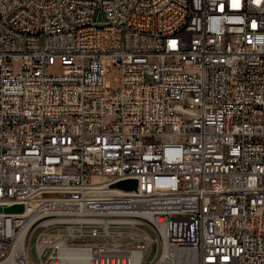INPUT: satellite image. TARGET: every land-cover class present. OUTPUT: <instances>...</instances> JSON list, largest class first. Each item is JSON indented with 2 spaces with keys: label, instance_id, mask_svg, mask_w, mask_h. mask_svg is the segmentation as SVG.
<instances>
[{
  "label": "built area",
  "instance_id": "1",
  "mask_svg": "<svg viewBox=\"0 0 264 264\" xmlns=\"http://www.w3.org/2000/svg\"><path fill=\"white\" fill-rule=\"evenodd\" d=\"M0 207V262L264 264V0H0Z\"/></svg>",
  "mask_w": 264,
  "mask_h": 264
},
{
  "label": "bare ground",
  "instance_id": "2",
  "mask_svg": "<svg viewBox=\"0 0 264 264\" xmlns=\"http://www.w3.org/2000/svg\"><path fill=\"white\" fill-rule=\"evenodd\" d=\"M119 182V181H118ZM117 182H114V184ZM114 190L118 192H127L118 187H114ZM137 191V187L134 190ZM121 204H131V197H121ZM133 208H139V210H147V202L145 196L133 197ZM58 210H67V203L57 202ZM109 213H119V204H111L109 206ZM146 214L151 216V212L147 211ZM186 222H193V215H186ZM184 229L185 236L191 237V245L186 246L185 244L180 246L179 249L175 251L178 264H197V253L193 246V241L195 239V227L192 224H186L182 226ZM0 264H17V259H9V262H0Z\"/></svg>",
  "mask_w": 264,
  "mask_h": 264
},
{
  "label": "water",
  "instance_id": "3",
  "mask_svg": "<svg viewBox=\"0 0 264 264\" xmlns=\"http://www.w3.org/2000/svg\"><path fill=\"white\" fill-rule=\"evenodd\" d=\"M113 187H118L123 190H134L137 187V181L135 179L122 180L112 185ZM1 209V207H0ZM22 205H13L6 208L8 211H22ZM194 226L196 227V221H194Z\"/></svg>",
  "mask_w": 264,
  "mask_h": 264
},
{
  "label": "rangeland",
  "instance_id": "4",
  "mask_svg": "<svg viewBox=\"0 0 264 264\" xmlns=\"http://www.w3.org/2000/svg\"><path fill=\"white\" fill-rule=\"evenodd\" d=\"M97 20H102V17H101V14H99L98 16H97ZM191 237H188V236H186V238L184 239V244L186 245V246H189V245H191ZM184 244H182V245H184ZM152 256V255H151Z\"/></svg>",
  "mask_w": 264,
  "mask_h": 264
}]
</instances>
